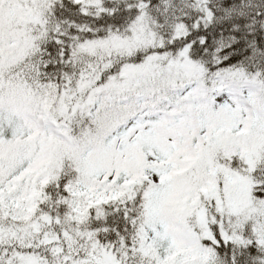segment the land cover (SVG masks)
I'll return each instance as SVG.
<instances>
[{
	"label": "snow or ice",
	"instance_id": "snow-or-ice-1",
	"mask_svg": "<svg viewBox=\"0 0 264 264\" xmlns=\"http://www.w3.org/2000/svg\"><path fill=\"white\" fill-rule=\"evenodd\" d=\"M0 264H264V0H0Z\"/></svg>",
	"mask_w": 264,
	"mask_h": 264
}]
</instances>
